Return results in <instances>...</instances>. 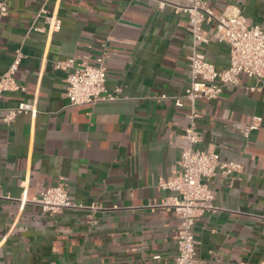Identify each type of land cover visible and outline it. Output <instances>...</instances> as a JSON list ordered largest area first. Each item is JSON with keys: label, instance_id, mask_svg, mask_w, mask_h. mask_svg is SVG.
<instances>
[{"label": "crops", "instance_id": "crops-1", "mask_svg": "<svg viewBox=\"0 0 264 264\" xmlns=\"http://www.w3.org/2000/svg\"><path fill=\"white\" fill-rule=\"evenodd\" d=\"M205 1L215 13L233 10L262 24L264 0ZM189 2L7 0L0 76L17 50L22 59L20 89L0 97V264L174 263L179 222L164 203L175 194L157 183L178 170L189 108L171 98L187 85L194 50L217 70L229 66L228 46L212 38V24L202 27L206 43L193 45L187 16L176 10ZM100 55L105 89L119 90L118 99L70 107L58 64ZM20 103L33 104L36 116L4 122L5 110ZM197 108L195 147L237 166L210 180L217 210L193 227L197 256L203 264H264V80L241 75L236 87ZM57 184L86 208L45 213L30 201Z\"/></svg>", "mask_w": 264, "mask_h": 264}, {"label": "built area", "instance_id": "built-area-1", "mask_svg": "<svg viewBox=\"0 0 264 264\" xmlns=\"http://www.w3.org/2000/svg\"><path fill=\"white\" fill-rule=\"evenodd\" d=\"M6 2L7 0L0 1L1 15L6 14ZM162 7L163 3H159V8ZM176 10L187 16L195 47L207 41L203 36V25L212 24V38L216 42L227 44L229 49V66L223 70H217L195 50L189 56L187 85L182 94L171 98L175 107L181 108L186 105L189 108V126L184 129L182 135L178 170L173 177L161 178L157 183L160 190L175 194L164 203L173 209L179 222L174 236L176 256L173 264H203L197 256L193 227L200 217L217 210L213 205L210 180L218 173L230 176L237 170V166L234 163L222 162L215 152L195 147L200 142L196 120L202 115L197 103L219 98L224 88L237 86L241 75L258 81L264 80V18L261 25H252L239 12L233 10L213 12L205 0H190L186 7H178ZM60 27V21L52 17L50 19L52 31H58ZM104 58V55H100L93 62L85 58L76 65L73 59L58 64L59 68L67 72L64 96L70 107L95 105L118 99L119 90L109 93L105 89ZM21 59L22 54L17 50L7 70L0 76V97L6 92L20 89L15 74ZM161 99H165V96H161ZM21 113L35 117L37 111L33 104L20 103L15 108L5 110L3 121L9 123ZM255 128V124L243 128V136L247 137L249 131ZM26 194V190H23L19 198L21 207L27 202ZM30 201L39 205L45 213L86 208L70 200L63 184L46 189L39 197ZM98 208L90 206L88 209L94 212Z\"/></svg>", "mask_w": 264, "mask_h": 264}]
</instances>
